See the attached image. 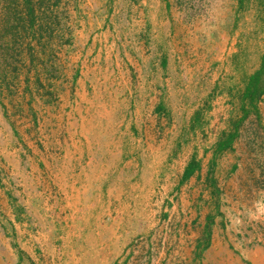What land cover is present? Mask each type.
<instances>
[{
  "label": "rangeland",
  "instance_id": "374dc122",
  "mask_svg": "<svg viewBox=\"0 0 264 264\" xmlns=\"http://www.w3.org/2000/svg\"><path fill=\"white\" fill-rule=\"evenodd\" d=\"M0 264H264V0H0Z\"/></svg>",
  "mask_w": 264,
  "mask_h": 264
}]
</instances>
